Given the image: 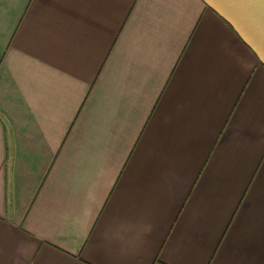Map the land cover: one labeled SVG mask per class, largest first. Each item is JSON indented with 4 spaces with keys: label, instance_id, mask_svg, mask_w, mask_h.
<instances>
[{
    "label": "crops",
    "instance_id": "1",
    "mask_svg": "<svg viewBox=\"0 0 264 264\" xmlns=\"http://www.w3.org/2000/svg\"><path fill=\"white\" fill-rule=\"evenodd\" d=\"M0 264H264V66L202 0H0Z\"/></svg>",
    "mask_w": 264,
    "mask_h": 264
},
{
    "label": "water",
    "instance_id": "2",
    "mask_svg": "<svg viewBox=\"0 0 264 264\" xmlns=\"http://www.w3.org/2000/svg\"><path fill=\"white\" fill-rule=\"evenodd\" d=\"M225 20L264 66V0H202Z\"/></svg>",
    "mask_w": 264,
    "mask_h": 264
}]
</instances>
